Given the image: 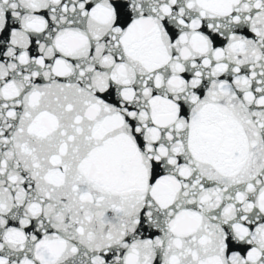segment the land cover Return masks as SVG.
Masks as SVG:
<instances>
[{"label":"snow or ice","instance_id":"1","mask_svg":"<svg viewBox=\"0 0 264 264\" xmlns=\"http://www.w3.org/2000/svg\"><path fill=\"white\" fill-rule=\"evenodd\" d=\"M0 264H264V0H0Z\"/></svg>","mask_w":264,"mask_h":264}]
</instances>
